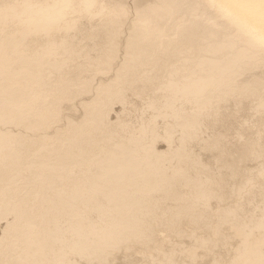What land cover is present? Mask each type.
<instances>
[{"label":"bare ground","instance_id":"obj_1","mask_svg":"<svg viewBox=\"0 0 264 264\" xmlns=\"http://www.w3.org/2000/svg\"><path fill=\"white\" fill-rule=\"evenodd\" d=\"M135 1H0V264H264V0Z\"/></svg>","mask_w":264,"mask_h":264},{"label":"rangeland","instance_id":"obj_2","mask_svg":"<svg viewBox=\"0 0 264 264\" xmlns=\"http://www.w3.org/2000/svg\"><path fill=\"white\" fill-rule=\"evenodd\" d=\"M0 1H9L10 3H13L16 1L22 2V0H0ZM115 2L119 5H123L124 7H126L128 14H130V16L132 15V11H134V9L137 8V5H135V3H136L135 0H125V1L115 0ZM190 230L191 229L189 227H184V226L180 227L179 225H177L176 227H172L170 229V232L172 233V237L170 238L169 243H167L166 247H165L168 251L167 254L173 253L175 255L183 254V255L187 256L188 249H194V250H196V253H202V250H200V248H198V246H196L195 243L193 245L189 244L187 241L181 240L182 237H179L177 235L178 232H182V233H184L183 236H185V235L189 234ZM195 235H198V233L193 234V236H195ZM176 236H178V238ZM162 257H163V259H165L166 256L162 253ZM185 259H186V261H189V259L187 257Z\"/></svg>","mask_w":264,"mask_h":264}]
</instances>
